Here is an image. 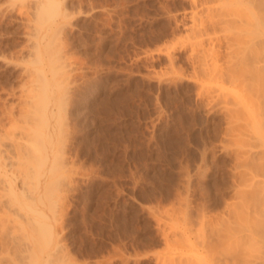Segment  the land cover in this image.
Instances as JSON below:
<instances>
[{
    "label": "rangeland",
    "instance_id": "374dc122",
    "mask_svg": "<svg viewBox=\"0 0 264 264\" xmlns=\"http://www.w3.org/2000/svg\"><path fill=\"white\" fill-rule=\"evenodd\" d=\"M49 1L0 0V141L46 116L45 137L67 158L56 229L40 239L60 245L47 264H161L177 249L176 229L207 228L198 215L206 172L214 189L227 178L219 104L232 86L217 95L218 77L198 93L188 48L178 45L189 0H56L57 8ZM176 44L172 66L168 49ZM207 213L211 223L222 214ZM6 250L3 259L16 252Z\"/></svg>",
    "mask_w": 264,
    "mask_h": 264
},
{
    "label": "bare ground",
    "instance_id": "6f19581e",
    "mask_svg": "<svg viewBox=\"0 0 264 264\" xmlns=\"http://www.w3.org/2000/svg\"><path fill=\"white\" fill-rule=\"evenodd\" d=\"M55 2L59 3L52 0L51 4L59 7ZM189 2L190 7L182 12V19L177 21L183 32L178 45L179 48H188L186 55L193 65L194 72L191 75L197 84L198 93L202 94L208 81L218 77L221 88L232 86L227 87L228 91L227 88L219 87L220 91L224 89V92L231 93L233 90L229 96L216 90L217 95L222 93L227 97H224L225 103L219 105H223L225 114L222 112L226 117V129L221 141L228 175L214 189L213 174L206 172L204 176H208L209 183L203 189L204 201L198 215L203 218V227L207 228L199 233L187 228L176 229L175 232L173 229L177 249L163 256L161 264H264V0ZM54 11L49 8V14H54ZM178 45L168 49L172 66L178 57ZM210 105L212 107L214 104ZM213 107L216 109V106ZM35 111L33 114L37 118L39 113ZM47 118H37L40 121L34 124L36 126L29 128L33 132L20 131L16 135L10 133L9 129L8 137L12 140L7 144L2 137L4 139L0 141V247L5 251L10 248L16 251L4 258L8 264H47V260L55 254L53 247L60 246L58 240L46 245L40 241L44 235L56 229L57 212L61 207L57 205L59 186L69 183L68 178L63 179L64 176L60 179V163L66 165L67 158L64 155L56 157L55 137H45L49 132ZM48 184L51 185L44 191ZM229 191L233 195L230 197L236 200L234 206L231 204V216L225 218L223 212L228 204ZM184 201L179 202L186 204ZM184 206L187 209V205ZM208 211L218 212V215L222 213L221 217L216 214L220 219L211 223L213 220L208 219ZM206 219L210 223H206ZM164 237L167 241L173 239L168 229ZM3 257L0 256V262Z\"/></svg>",
    "mask_w": 264,
    "mask_h": 264
}]
</instances>
